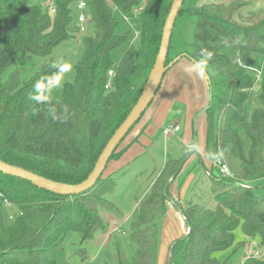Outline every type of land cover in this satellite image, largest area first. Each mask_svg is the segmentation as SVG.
Listing matches in <instances>:
<instances>
[{
	"label": "trees",
	"instance_id": "1",
	"mask_svg": "<svg viewBox=\"0 0 264 264\" xmlns=\"http://www.w3.org/2000/svg\"><path fill=\"white\" fill-rule=\"evenodd\" d=\"M77 1L55 0V12L50 14L42 6L45 0H0V161L69 185L86 179L135 105L173 0H85L93 34L82 38L74 82L65 84L61 99L55 100L48 90L64 69L50 55L54 47L71 38ZM250 6L244 0H229L190 10L196 18L193 43L190 52L179 56L197 63L208 77L211 101L203 113L204 156L211 162L215 153H221L241 185L212 176L213 206L191 199L181 210L189 231L172 243H184L181 264H229V258L221 262L213 254L230 249L238 229L243 241L236 246L254 241L264 250V192H256L264 190V80L256 81L247 70L260 68L264 60V9ZM115 11L133 23L134 35L131 30H120ZM183 13L181 8L177 18ZM124 45L119 60L113 62L111 52ZM25 53L45 60L39 71L21 83ZM171 60L167 57L166 65ZM135 125L109 161L118 160L129 147L123 142ZM142 137L143 130L131 144ZM190 154L166 161L151 178L128 225V238L135 246L132 262L118 249L115 264H157L155 222L166 214L169 185ZM123 169L102 174L91 189L73 196L56 195L0 172V264H57L52 251L70 231L79 235L83 252L96 233L107 230L109 221L103 214L123 219L108 198ZM208 171L212 172L211 166L204 167L202 175L206 177ZM3 200L11 207L6 209ZM245 264H264V254Z\"/></svg>",
	"mask_w": 264,
	"mask_h": 264
},
{
	"label": "rangeland",
	"instance_id": "2",
	"mask_svg": "<svg viewBox=\"0 0 264 264\" xmlns=\"http://www.w3.org/2000/svg\"><path fill=\"white\" fill-rule=\"evenodd\" d=\"M228 1L229 0H184L182 5L184 13L176 19L174 28L172 30L170 49L168 51L169 59L173 60L180 54L190 52V45L193 43L194 24L196 21V18L190 13V10L192 8L202 4H223ZM244 1H246L247 3H251L250 9L252 10L264 9V0ZM114 16L121 20V31L131 30V36L134 35V26L130 20H123L119 13H117L116 11L114 12ZM75 18L76 11L72 12V24L69 28V32L72 35L71 38L66 42L54 47L50 55V58L52 59L54 64L62 66L64 69L63 73L54 81L53 85L48 90L49 95L55 100L61 99L62 89L65 84H71L74 82L75 67L81 59L82 55V38L84 36L92 35L94 30L91 22L88 21L86 31L82 34L79 33L75 25ZM124 47L125 45L111 52L113 62H117L119 60L121 51ZM44 60V58L32 53H25L21 62V66L23 67L20 76L21 83L27 82L31 78V76L39 71L44 63ZM179 63L188 68V77L181 78V82L183 83L187 93V95L185 94L186 97H184V101L188 102L190 98V100L192 99V101L196 103L197 108L203 109L207 106L208 100L206 81L204 86L201 87L203 88V90H201L194 81L196 80V76L199 77L200 75V77L203 78L200 71L197 70L195 65L186 58H182L178 62V64ZM181 65L179 67H181ZM189 72L193 76H190ZM260 72V79L264 80V66L261 68ZM166 79L167 76L164 77L161 83V87L157 92L152 105L148 108L147 111L155 107L157 101L156 97L160 95L161 91H165L164 88L166 87ZM196 95L201 96V98L199 99V97H197ZM190 107L191 106L189 105V107H187L186 109L184 103L176 101L174 107L168 113L167 122H171L172 124L178 123L183 129V127H185V125L189 123V120H193L198 113L197 112L192 115V113H190L191 111L189 110ZM147 113L148 112H146L145 115ZM144 118L142 117L141 120L135 125V127L131 130L130 134L126 137L123 143L127 142V140L131 138V134L136 129H138V126L141 124V122L144 121ZM204 118V114L198 116L196 119V128L194 129V131L191 130L189 132V138L191 140L190 147L192 146V149L190 148L192 152L189 150V152L191 153L190 155H197L198 151L202 148V146H204ZM156 126L159 127H156L153 138H149V145L144 147L139 145V148H142L143 150L142 153L137 155L138 146L133 145L129 150L126 151L124 155L122 154L120 159L124 162H122L120 168H124V174L122 177L117 179L115 187L108 192L109 200L115 203L118 210L126 218L118 220L107 215L104 216V214L102 213V216L109 221L107 230L102 234L96 233L94 237L84 245L83 252L79 250L81 247L79 235L73 231L68 232L65 235L61 245L52 251V257L56 260L57 264H115V257L118 253V249L120 250V252H122L123 256L129 263L132 262V254L135 246L128 238V225L130 222V217L137 207V202L144 197L151 183V178L163 167V164L168 160H174L175 158H179V156L184 154V146L180 141L182 132L176 136L165 138L163 136L162 127L160 125ZM192 126L193 121L190 123L191 129ZM183 133L185 132L183 131ZM139 143L144 145V142L140 140ZM192 144L195 145V148ZM120 159L109 161L103 175L110 174L113 170L114 163L116 161L118 162ZM190 167L192 171L199 170L196 168V163H190ZM114 169L116 168L114 167ZM195 174L196 173L193 172L194 177L196 176ZM198 174V177L196 176L190 187L188 197L186 199H182L183 208L191 199L194 203L205 207L213 206V202L211 201V194L209 191V178L201 175L199 171ZM216 174L217 172H213V176H216ZM195 192L198 193L196 197L193 196ZM256 192L263 193L264 190H257ZM5 215L6 217H8L9 213L5 211ZM167 220L168 219L165 220V218H159L155 222L158 251L160 250L161 246L163 247L165 236L164 226L166 227L167 224L165 225V222ZM181 222H183L182 219ZM113 223L118 227L115 230L113 229L115 227L112 225ZM185 228L187 227L185 226ZM105 233L107 235L104 236ZM187 234L188 232H186V234L184 233L183 238ZM178 240H180V238ZM242 241L243 236L238 229L235 232V244L241 243ZM235 244L228 250L215 252L213 254V257L221 262L229 258V264H240L242 262L243 255L246 252V245H248V243H245L244 246H236ZM183 250V242H177L175 243V245L172 244L170 250L168 251L170 264H181V256ZM163 264H167V260H165Z\"/></svg>",
	"mask_w": 264,
	"mask_h": 264
},
{
	"label": "crops",
	"instance_id": "3",
	"mask_svg": "<svg viewBox=\"0 0 264 264\" xmlns=\"http://www.w3.org/2000/svg\"><path fill=\"white\" fill-rule=\"evenodd\" d=\"M176 64H178V63H176ZM180 65H181V63L173 66L168 71V73L166 74L167 79L165 81V85H166V87L164 88L165 91H161L160 95H158L156 97L157 101H156L155 107H153L149 111H146L148 113L146 115H144V117L146 116L145 118L143 117L144 121L141 122V124L138 126V129H136L131 134V138L128 139L127 142H125V144L123 145L124 147L129 145V147H127V149L125 150L123 155L133 145L138 146L137 155L142 153L143 150H142V148H139V145L142 147L149 145V138L150 137L153 138L156 127H159L156 125H160L162 127L163 136L165 138H170L171 136H176L182 132V135L180 136V141L182 142V144L184 146V154L179 156V158H175L174 160H179V159L183 158V156L186 154V152H189V150L192 152V150H191L192 146L190 147L191 140L189 138V132L192 130L190 128V123L192 122V120L188 119L189 123H187L185 125L186 128L183 127V129L178 123L172 124L171 122H167L168 113L174 107L176 101L184 103L186 106V109L190 105L191 107L189 108V110L191 111L190 113H192V115H194L195 113H197L201 110V109L197 108L196 103L193 102L192 99L190 100V98H189L190 101L188 100V102L184 101V97H186L185 94L187 95V93H186V90L184 88L183 83L181 82V78L188 77V68L184 65H181V67H179ZM189 75L193 76V75H191L190 72H189ZM194 81L196 82L198 87H200V89L203 90V88H201V87H203L205 84L204 77L202 78V77H200V75H199V77L196 76V80H194ZM205 87H206V85H205ZM196 96L199 97V99L201 98V96H199V95H196ZM153 117L156 118V121L154 123H152ZM170 125H172V126L177 125L179 127V130L177 132H170L168 135H166L164 133V130L166 127H168ZM141 130H143L144 134H145V137L140 138V141L144 142V145L140 144L139 141H138V143L131 144L132 140L139 134V132ZM183 131L185 133H183ZM192 145H194V144H192ZM122 162H124V161L123 160L121 161V159L118 162L116 161L114 163V167L116 169H114V167H113L112 172L118 170V168L121 167ZM190 163H193V164L196 163V168L199 169L198 171H199V173H201V175L203 174V168L204 167H206L207 169L210 168L211 163H210V160L204 156L203 146L198 151L197 155H190L189 158H184V165L182 166L178 175L175 176V178L172 180V182L169 185V193L171 196V201L167 205V210H166V214H165L166 216L164 215L165 217L164 216L162 217V218H165V220L166 219H168V220L165 222V225L166 224L167 225H166V227L164 226L165 236H164V241H163V247L161 246L160 250L158 251L157 264H163L165 262V260H167V264L169 263L170 257H169L168 251L170 250L172 243L179 238L183 239V236H184V231L186 228H185L184 222H181V219H182L181 218V210L183 209V207H182L183 200L182 199H186L188 197V192L190 190V187H191L193 181L195 180L196 176L198 177V175H199L198 171H192L190 169L191 168ZM193 172L196 173L195 177L193 175ZM123 218H126V217L123 216ZM175 226H176V229H175ZM183 229H184V231H183ZM105 235H107V234L105 233L104 236Z\"/></svg>",
	"mask_w": 264,
	"mask_h": 264
},
{
	"label": "water",
	"instance_id": "4",
	"mask_svg": "<svg viewBox=\"0 0 264 264\" xmlns=\"http://www.w3.org/2000/svg\"><path fill=\"white\" fill-rule=\"evenodd\" d=\"M184 0H173L170 9L165 18L160 43L158 47L157 54L155 56V60L153 66L148 74V77L143 85L140 96L138 97L135 105L131 108L130 112L123 120V122L118 126L113 135L107 141L106 145L102 149L100 155L98 156L92 171L86 177L85 180L78 184L69 185L65 183L55 182L39 175H36L30 171H27L23 168L10 165L3 161H0V172L3 175H8L17 179H21L31 183V185L48 191L50 193L61 195V196H73L80 195L89 189H91L96 181L102 176L108 161L118 147L120 142L127 135L129 130L139 121L142 114L147 110L151 102L153 101L163 79L164 74L173 67L176 63L181 60V56H177L175 59L171 60L166 65V60L168 57V51L170 46V40L172 35V30L175 25V21L177 19L178 13L182 8ZM193 63V62H192ZM195 67L200 71L202 76L204 77L206 84L208 77L201 70L200 66L197 63H193ZM211 101V93L208 92V100ZM207 108V107H206ZM206 108L204 107L200 110L195 118L193 119L194 129L196 128V119L198 116H201ZM189 231V228H188ZM187 236V235H186ZM185 238V237H184ZM183 238V239H184Z\"/></svg>",
	"mask_w": 264,
	"mask_h": 264
},
{
	"label": "built area",
	"instance_id": "5",
	"mask_svg": "<svg viewBox=\"0 0 264 264\" xmlns=\"http://www.w3.org/2000/svg\"><path fill=\"white\" fill-rule=\"evenodd\" d=\"M106 1H108V0H106ZM54 3H55V0H45V2L42 4V6L48 11V13L53 14L55 12ZM141 9H142V7L137 9L134 13L135 14L139 13ZM75 11H76L75 25L78 29V32L82 34L86 31V26H87L88 21L90 19L89 15H88V8H87L86 1L85 0H78L76 5H75ZM123 19L125 21L128 20V18H126V17H123ZM137 35H138L137 32H135V38L137 37ZM263 66H264V60L261 64L260 68L247 67V70L254 74L256 81L261 80L260 79V76H261L260 71H261V68ZM107 75H108V78H110L112 76V71L109 70ZM109 88H110V82L108 80V82L106 83L105 89L108 90ZM178 130H179V127L177 125L176 126L170 125V126L165 128L164 133L166 135H168L170 132H177ZM194 148H195V145H194ZM210 163H211L212 172H210V171L206 172L207 178H211L213 176V171H214V172H217L216 177L232 179L234 184H236L238 186L241 185V183L237 182L236 179L234 178L226 160L221 155V153H215L213 155ZM0 198H1V195H0ZM3 205L6 209L11 207V204L7 200H3ZM181 218H182V221L185 222L182 214H181ZM112 225L115 226L114 223ZM116 228H118V227L115 226L113 229L115 230ZM186 232H188V228L185 229L184 233L186 234ZM247 243H248V245H246L247 249L243 255L242 262L240 264H245V262H247L248 260H252V259H258L259 260V259L263 258L264 250L259 249L254 241H248Z\"/></svg>",
	"mask_w": 264,
	"mask_h": 264
}]
</instances>
